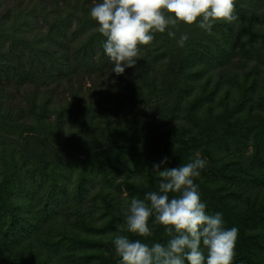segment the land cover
<instances>
[{
	"label": "trees",
	"instance_id": "16d2710c",
	"mask_svg": "<svg viewBox=\"0 0 264 264\" xmlns=\"http://www.w3.org/2000/svg\"><path fill=\"white\" fill-rule=\"evenodd\" d=\"M95 0H0V264H120L133 197L153 164L207 161V212L238 229L234 264H264V0H234L211 33H155L122 74ZM181 34L189 40L177 45Z\"/></svg>",
	"mask_w": 264,
	"mask_h": 264
},
{
	"label": "clouds",
	"instance_id": "9594fccd",
	"mask_svg": "<svg viewBox=\"0 0 264 264\" xmlns=\"http://www.w3.org/2000/svg\"><path fill=\"white\" fill-rule=\"evenodd\" d=\"M98 31L105 37L103 49L114 72L122 74L137 63L141 46L149 45L155 33L176 38L178 24L195 25L211 33L217 22L238 19L234 0H95L89 10ZM189 40L181 34L177 45ZM153 164L160 177L158 191L133 197L125 210L127 232L150 237L149 221L164 226L167 244H147L141 239L116 234L112 240L120 264H234L238 238L236 227H227L221 212H207L195 179L207 161L196 154L175 168Z\"/></svg>",
	"mask_w": 264,
	"mask_h": 264
}]
</instances>
